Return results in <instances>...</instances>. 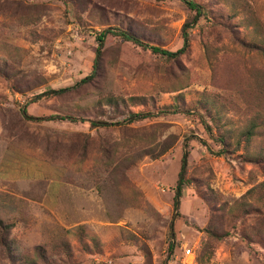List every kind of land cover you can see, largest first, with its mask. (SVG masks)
Returning <instances> with one entry per match:
<instances>
[{"label":"rangeland","instance_id":"obj_1","mask_svg":"<svg viewBox=\"0 0 264 264\" xmlns=\"http://www.w3.org/2000/svg\"><path fill=\"white\" fill-rule=\"evenodd\" d=\"M190 1L0 0V264H264V0Z\"/></svg>","mask_w":264,"mask_h":264},{"label":"trees","instance_id":"obj_2","mask_svg":"<svg viewBox=\"0 0 264 264\" xmlns=\"http://www.w3.org/2000/svg\"><path fill=\"white\" fill-rule=\"evenodd\" d=\"M185 2V4L192 10V11H196V14L197 16H201L203 13V9H201L199 7L198 4H196L195 2L193 1H190V0H183ZM188 29H189V26H185L184 27V35H185V42H184V46L182 49L178 50L176 53H173V52H170L168 50H165V49H162L160 47H156V46H150L146 43H144L140 38H138L137 36L131 34L130 32H127V31H124V30H121V29H118L116 32H113V34H115L116 36H119L121 37L122 39H124L125 41H130V42H133L134 44L138 45V46H141L143 48H150V50L154 53V54H161L162 56L164 57H167L169 59H176L178 58L181 54H184L189 46V39H188ZM108 33V31L106 32H103L101 34H99L97 36V40L100 42L99 44V48H97V61L98 59L101 57L102 55V46H103V43L105 41V38H106V34ZM92 77H88L86 79H84L82 81L83 84L89 82V80L91 79ZM69 89H66V90H61V91H54V92H51L50 94H54V95H59V94H63L65 92H68ZM24 114L27 115V111H24ZM141 115H135V117H140ZM56 117L58 120L60 121H65V120H71L73 122H78V121H81L83 123L86 122V120L84 119H76L72 116H68V115H56L54 116ZM53 117V118H54ZM92 125L96 126L94 121H89ZM99 125H103V126H109V123H105V122H98V126ZM248 134H251V132H249ZM185 164L183 165V168H182V171L180 172V183L179 185L177 186V195H176V203H175V208H177L178 210V206L180 204L179 202V198L181 197L182 195V185H183V181H184V175H185ZM0 226H1V222H0Z\"/></svg>","mask_w":264,"mask_h":264},{"label":"built area","instance_id":"obj_3","mask_svg":"<svg viewBox=\"0 0 264 264\" xmlns=\"http://www.w3.org/2000/svg\"><path fill=\"white\" fill-rule=\"evenodd\" d=\"M187 256L188 257H194L195 256V253H194V250L193 249H187ZM189 264H196L195 262V258L193 259V261Z\"/></svg>","mask_w":264,"mask_h":264}]
</instances>
